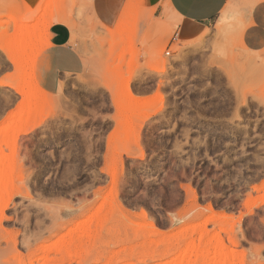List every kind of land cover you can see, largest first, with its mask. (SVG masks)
Listing matches in <instances>:
<instances>
[{
	"label": "rangeland",
	"instance_id": "obj_1",
	"mask_svg": "<svg viewBox=\"0 0 264 264\" xmlns=\"http://www.w3.org/2000/svg\"><path fill=\"white\" fill-rule=\"evenodd\" d=\"M93 4L0 0V264H264V0L189 39Z\"/></svg>",
	"mask_w": 264,
	"mask_h": 264
},
{
	"label": "crops",
	"instance_id": "obj_2",
	"mask_svg": "<svg viewBox=\"0 0 264 264\" xmlns=\"http://www.w3.org/2000/svg\"><path fill=\"white\" fill-rule=\"evenodd\" d=\"M129 0H94V9L106 22H115ZM229 0H131L155 16L170 17L178 23V36L189 39L204 33L208 24L226 7ZM81 32L64 21L50 27V42L55 48L70 47ZM80 41L79 38L77 39ZM82 45V44H81ZM79 58V54H75ZM74 54L72 56H75Z\"/></svg>",
	"mask_w": 264,
	"mask_h": 264
},
{
	"label": "bare ground",
	"instance_id": "obj_3",
	"mask_svg": "<svg viewBox=\"0 0 264 264\" xmlns=\"http://www.w3.org/2000/svg\"><path fill=\"white\" fill-rule=\"evenodd\" d=\"M26 7H27V9L29 10V12H30V17L33 15V9H32V7H33V5H32V3L29 1L28 3H27V5H26ZM123 12V11H122ZM29 14V13H28ZM124 14H125V11L123 12V14L121 15L122 17V19H123V17H124ZM30 17H26L24 20H21L20 19V21H21V23H20V21H19V23H17V32H19L20 33V35H19V37H18V39L16 40V42H15V44H14V46L12 47V48H14L13 50H12V52L14 53V51L15 50H17L19 47H23V46H26V45H28L29 44V42H32V41H35L34 40V38L35 37H37L38 38V30H39V27H38V30H36L35 28H36V26H35V28H34V31H31V30H33V29H29L30 28V25H29V27L28 28H26V27H23V23H24V21H27ZM15 23V22H14ZM27 23H28V21H27ZM27 25V24H26ZM25 26V25H24ZM39 32H40V30H39ZM42 33V32H41ZM40 34V33H39ZM41 36V35H40ZM14 40V39H13ZM38 44V43H37ZM5 46H3V48H4ZM38 47V46H37ZM40 48V47H39ZM36 50H38V48L36 49ZM41 50V49H40ZM13 53H12V55H13ZM35 53V52H34ZM39 54V53H38ZM37 53L34 55V59L36 58L35 56L36 55H38ZM33 59V60H34ZM22 90V89H21ZM20 90V91H21ZM23 91H24V94L25 93H30V91L29 92H26L24 89H23ZM22 91V92H23ZM2 170H3V168H2ZM1 175H2V172H1ZM3 176V175H2ZM12 176V175H11ZM9 178V177H8ZM10 180V179H9ZM3 183V182H2ZM7 186V185H6ZM4 183H3V186L2 185H0V202H2V201H4L5 199H4V196H2V193L3 192H5V191H3L4 190ZM10 189V188H9ZM5 190H6V187H5ZM14 192V191H13ZM5 193H7L8 195H9V193L8 192H5ZM12 193V192H11ZM17 193V192H16ZM4 195V194H3ZM5 197H6V195H5ZM7 201H8V199H7ZM9 201H10V199H9ZM8 203V202H7ZM4 204V203H3ZM6 204V203H5ZM1 207V206H0ZM3 209V208H2ZM2 214V213H1ZM0 214V215H1ZM89 222V221H88ZM87 226H88V224H87ZM21 263V262H20Z\"/></svg>",
	"mask_w": 264,
	"mask_h": 264
},
{
	"label": "built area",
	"instance_id": "obj_4",
	"mask_svg": "<svg viewBox=\"0 0 264 264\" xmlns=\"http://www.w3.org/2000/svg\"><path fill=\"white\" fill-rule=\"evenodd\" d=\"M170 54H171V52H170V50H168V51H167V55H170Z\"/></svg>",
	"mask_w": 264,
	"mask_h": 264
}]
</instances>
